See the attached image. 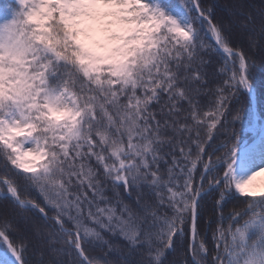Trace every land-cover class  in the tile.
<instances>
[{"label": "snow or ice", "instance_id": "obj_1", "mask_svg": "<svg viewBox=\"0 0 264 264\" xmlns=\"http://www.w3.org/2000/svg\"><path fill=\"white\" fill-rule=\"evenodd\" d=\"M257 61L264 0H0V264H264Z\"/></svg>", "mask_w": 264, "mask_h": 264}, {"label": "trees", "instance_id": "obj_2", "mask_svg": "<svg viewBox=\"0 0 264 264\" xmlns=\"http://www.w3.org/2000/svg\"><path fill=\"white\" fill-rule=\"evenodd\" d=\"M168 3H176V0H167ZM236 0H202L205 5H211L214 7V11L218 14H223L225 6H230L235 3ZM245 2H251L257 6L260 5L261 0H245ZM235 42L240 44L247 51L246 41L241 40L239 37L235 38ZM252 84L255 88V100L257 107V115L260 121H264V64L257 61V67L251 70ZM243 103L246 106L245 121L242 127L241 135L245 137L249 142H252L257 136V128H250L252 124L253 111V99L248 94L243 95ZM237 130L240 131V125H237ZM231 204L226 205V209H230Z\"/></svg>", "mask_w": 264, "mask_h": 264}, {"label": "rangeland", "instance_id": "obj_3", "mask_svg": "<svg viewBox=\"0 0 264 264\" xmlns=\"http://www.w3.org/2000/svg\"><path fill=\"white\" fill-rule=\"evenodd\" d=\"M253 111H254V113L257 115V107L255 106V107H253ZM261 123H264V121H260V118H259V120H257V121H255V119L254 118H252V124L255 126V128H257V130H258V128H259V126L261 125ZM252 127V126H251ZM256 130V131H257ZM257 135V134H256ZM257 138V136L255 137V139ZM254 139V140H255ZM253 140V141H254ZM257 179H264V176H262V177H258Z\"/></svg>", "mask_w": 264, "mask_h": 264}, {"label": "water", "instance_id": "obj_4", "mask_svg": "<svg viewBox=\"0 0 264 264\" xmlns=\"http://www.w3.org/2000/svg\"><path fill=\"white\" fill-rule=\"evenodd\" d=\"M254 107H255V101H254ZM254 119H255V121H257L258 120V116L256 115V114H254Z\"/></svg>", "mask_w": 264, "mask_h": 264}]
</instances>
